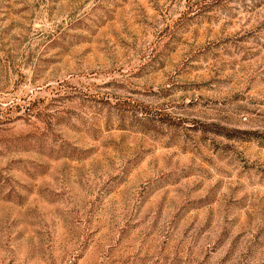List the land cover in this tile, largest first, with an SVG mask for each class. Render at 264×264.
<instances>
[{
    "label": "rangeland",
    "instance_id": "obj_1",
    "mask_svg": "<svg viewBox=\"0 0 264 264\" xmlns=\"http://www.w3.org/2000/svg\"><path fill=\"white\" fill-rule=\"evenodd\" d=\"M0 264H264V0H0Z\"/></svg>",
    "mask_w": 264,
    "mask_h": 264
}]
</instances>
